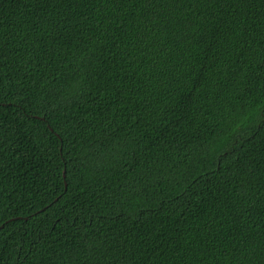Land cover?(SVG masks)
<instances>
[{"label": "trees", "instance_id": "1", "mask_svg": "<svg viewBox=\"0 0 264 264\" xmlns=\"http://www.w3.org/2000/svg\"><path fill=\"white\" fill-rule=\"evenodd\" d=\"M0 264H264V0H0Z\"/></svg>", "mask_w": 264, "mask_h": 264}]
</instances>
